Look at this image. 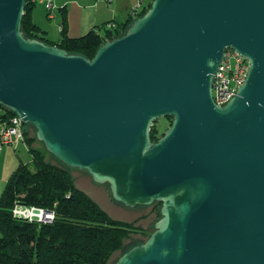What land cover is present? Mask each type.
I'll return each mask as SVG.
<instances>
[{
	"label": "water",
	"instance_id": "95a60500",
	"mask_svg": "<svg viewBox=\"0 0 264 264\" xmlns=\"http://www.w3.org/2000/svg\"><path fill=\"white\" fill-rule=\"evenodd\" d=\"M25 1L0 0V104L115 201L160 203L154 230L114 264H264V0H152L91 59L24 36ZM226 48L249 67L218 105Z\"/></svg>",
	"mask_w": 264,
	"mask_h": 264
},
{
	"label": "trees",
	"instance_id": "16d2710c",
	"mask_svg": "<svg viewBox=\"0 0 264 264\" xmlns=\"http://www.w3.org/2000/svg\"><path fill=\"white\" fill-rule=\"evenodd\" d=\"M34 2L25 1L21 19L24 36L89 59L103 42L122 35L135 18L129 15L122 25L105 26L102 32L92 29L77 37L66 34L63 21L60 39L52 41L31 19ZM150 2L137 16L149 8ZM14 115L0 104V123L9 122ZM166 118L169 125L171 118ZM27 125L22 123L21 127L30 159L26 163H18L0 194V264H108L111 255L122 247L125 237L147 233L135 225V221H119L110 217L75 185L67 166L60 161L58 164L47 161L45 153L48 152L39 147L35 132H30ZM158 133L159 128L154 123L150 130L152 142L158 139ZM16 205L52 211V220L29 221L16 217L12 213ZM159 210L160 203H154L152 212L158 217Z\"/></svg>",
	"mask_w": 264,
	"mask_h": 264
},
{
	"label": "rangeland",
	"instance_id": "374dc122",
	"mask_svg": "<svg viewBox=\"0 0 264 264\" xmlns=\"http://www.w3.org/2000/svg\"><path fill=\"white\" fill-rule=\"evenodd\" d=\"M152 0H146L149 2ZM154 123L157 124L159 132H164L168 127L167 118L160 117ZM27 128L30 132L34 133L35 128L28 124ZM39 143L41 149L44 148L43 144ZM0 151V194L3 191L5 183L20 161L26 163L30 159V154L24 142L15 141L11 144H5ZM46 150V149H45ZM47 161L58 164L59 161L50 153H45ZM69 173L75 185L86 192L98 205L113 219L119 221L134 222L135 225L140 226L146 230V234H131L123 239V244L120 250L115 251L108 264H114L117 258L130 247L143 242L148 235L154 230V222L158 216L152 211L154 209V202L148 206L127 207L115 201L110 194V189L107 183L95 182L91 175L83 169L69 168ZM138 218V219H137Z\"/></svg>",
	"mask_w": 264,
	"mask_h": 264
},
{
	"label": "crops",
	"instance_id": "0c3cea01",
	"mask_svg": "<svg viewBox=\"0 0 264 264\" xmlns=\"http://www.w3.org/2000/svg\"><path fill=\"white\" fill-rule=\"evenodd\" d=\"M46 2L38 0L33 3L31 19L44 31L43 35L48 40L58 41L63 21L65 32L70 37L81 36L92 29L102 32L105 26L125 23L137 0H52V17L47 15Z\"/></svg>",
	"mask_w": 264,
	"mask_h": 264
},
{
	"label": "built area",
	"instance_id": "2783aa9c",
	"mask_svg": "<svg viewBox=\"0 0 264 264\" xmlns=\"http://www.w3.org/2000/svg\"><path fill=\"white\" fill-rule=\"evenodd\" d=\"M38 1V0H32ZM108 2L112 0H107ZM146 0H137L136 4L131 8L130 16L135 17L137 14L148 5ZM46 6L48 9V17H52V0H47ZM138 17V16H137ZM248 63L244 56L235 49L226 48L223 51L222 58L218 65L216 72L212 79V98L218 105H224L229 99H231L244 82L248 71ZM22 121L16 115L11 117L9 122L0 125V149L5 144H11L15 141L24 142L23 129L21 127ZM34 207H23L16 205L12 213L16 217H22L31 220L32 211ZM50 217L46 222L52 220L53 213L48 214Z\"/></svg>",
	"mask_w": 264,
	"mask_h": 264
},
{
	"label": "flooded vegetation",
	"instance_id": "af4514ba",
	"mask_svg": "<svg viewBox=\"0 0 264 264\" xmlns=\"http://www.w3.org/2000/svg\"><path fill=\"white\" fill-rule=\"evenodd\" d=\"M160 133H161V132H160ZM160 133L157 134L159 137L162 135L163 132H162L161 134H160Z\"/></svg>",
	"mask_w": 264,
	"mask_h": 264
}]
</instances>
